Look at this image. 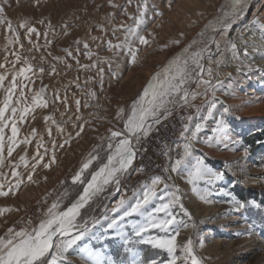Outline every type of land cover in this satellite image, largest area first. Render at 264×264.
<instances>
[{
  "label": "rangeland",
  "instance_id": "rangeland-1",
  "mask_svg": "<svg viewBox=\"0 0 264 264\" xmlns=\"http://www.w3.org/2000/svg\"><path fill=\"white\" fill-rule=\"evenodd\" d=\"M262 1L264 2L253 0L254 4L248 11L245 10L243 18L233 26L225 39H221V47L226 39L239 36L245 28L250 34L256 31L252 22L264 20L258 15L253 17V12L260 3L264 10ZM111 3L118 7H111L109 0H39L38 4L36 0H0V6L5 9L6 19L11 20L16 27L20 34V43L24 45L21 49L19 43L9 44V37L15 34L8 32L5 26H0V64L5 65L0 68V73L7 72L9 76V80L5 81V87L8 86L14 72L23 66L22 62L14 64L15 56L12 53L15 52L35 68L45 69L42 78L38 75L32 76L34 83L23 89L29 100L31 92L39 90L41 86L46 89L45 98H52L56 93L61 99L67 96L66 105L57 101L55 106L49 104L47 109H36L33 113L35 119L30 116L26 122L18 124L21 139L33 128L37 132V137L32 139V144L26 150L29 169L35 162L32 158L36 154L35 145L40 136H43L44 148H51L53 141L64 146L55 149V163H52L50 168L42 166L36 168L33 175L35 183L27 181L28 170L23 166L17 170L24 174L25 182L8 197H0V207L18 211L6 212L4 216H0V236L4 235L9 226L19 230L25 212L45 194L63 186L62 182L65 181L67 184L68 178L87 162L90 154L98 153V157L84 172L83 178L90 179L91 174L107 162L109 154L106 147L107 138L100 143H97L98 140L109 132V129L123 128L131 104L143 94L152 78L161 72L174 56L190 44L193 45L191 51L198 48L193 42L198 39L206 25L220 13L225 0H132L131 4L127 0H111ZM138 6L144 11V20L137 28L133 18L139 17ZM109 17L112 18V23L107 22L106 18ZM40 20H44L45 23H38ZM25 21L36 27L40 33L39 37L35 33L31 36L32 42L37 45L36 48L29 43L25 35L26 29L19 27ZM49 21L55 35L53 30L47 27ZM121 23L125 25L124 28H118ZM64 24L69 25L67 35L64 34ZM100 25L105 27L106 32L99 30ZM234 27L237 29L236 32ZM114 29L118 30L113 34ZM45 32H48L47 37L43 35ZM140 35L149 38L150 44L141 45L138 39ZM93 36L97 39L93 40ZM109 40L113 44L120 43L124 46L109 51L107 48ZM176 40L180 41L178 45L174 43ZM47 41H51V44L48 45ZM85 42L94 53L91 60L85 54L87 52L83 47ZM129 47L139 49L136 64L130 63ZM65 49L72 51L73 57L80 62L79 66L75 59L67 56ZM53 57H62L63 60H56ZM97 57L100 61L97 67L104 68L102 87L97 68L91 70L82 68L85 64L96 63ZM218 58L219 53L213 46V59ZM105 60L111 61V68L104 63ZM251 60L253 55L250 54L243 67L232 62L229 66L219 69L221 78L225 82L230 80L231 87L217 91V99L223 102V105L218 103L215 118L206 121L199 139L194 142V155L205 158L209 167L225 173L223 181H217L211 186L210 203L198 199L183 174L171 173L170 179L165 181L169 186L176 185L181 189L183 203L192 214L191 223L195 224V227L189 226L181 232L177 238L178 244L191 238L203 264H264V210L248 207L239 212L231 211V198L225 195L230 192L242 200L264 202V75L255 71L248 72L246 65L251 63ZM204 63L206 67L211 66L214 69L215 75L217 65L215 63L209 65L207 60ZM51 65L56 66L57 74L51 73ZM113 72L117 75H112ZM86 80L88 83H85ZM190 88L196 91L197 85L193 83ZM19 91L20 89H17L18 93ZM90 91L96 92L95 99L87 95ZM3 98L4 92L0 89V105ZM237 98L241 100L234 101ZM76 99L81 100L79 113L76 112ZM210 100L209 94L207 97L198 96L193 102L201 111L197 114L195 108H192L195 112L192 125L201 122V117H206ZM85 101L89 107H84ZM223 106L230 109V112L225 114L226 127L221 133L215 134L219 138L217 143L208 146L205 138L214 135L215 123L220 118ZM120 108H123L125 113L120 119H116L117 110ZM175 109L178 108L173 110ZM48 115L55 117L57 123L63 127V133L57 132L56 126L50 121L44 120ZM77 116L82 119H77ZM78 126L84 128L79 137L76 136ZM49 128L52 129L51 136L47 134ZM260 134L263 136L262 140H259ZM65 139H68L69 143L65 144ZM22 148L24 145L13 153L14 163L19 161V155H25V152L21 151ZM44 148L40 149L41 153ZM51 154L50 151L44 157L45 163L49 162ZM134 166L133 162L129 172L121 177L120 189L132 175ZM2 171L14 184L11 169L5 167ZM201 187L207 185L202 184ZM120 189L117 191L114 184L106 185L104 191L82 210L84 218L93 216L99 219L100 223L96 227L89 224V231L84 234L83 239L69 250L68 261L65 264H85L80 255V250L85 247L99 252L102 264H133L134 259H143L145 264L152 259H156L158 264H167L168 254L165 250L135 242L139 238L134 236L131 222H139L140 217L134 215L126 218L129 223L125 231L133 240V244L128 247L135 249L136 256L127 252L123 241L114 238V233L107 230L110 220L120 215L111 211L122 197ZM82 190L81 184H72L68 187L60 199L61 210H66L78 199ZM140 191L125 200L133 202ZM162 194H165L163 185L158 188V195ZM161 202L159 199L154 200L147 207L154 210ZM177 214L187 220V217ZM43 216L44 214L34 220L32 226L38 225ZM105 216L108 219H105ZM145 235L164 234L159 230H152ZM219 239L220 242L217 243Z\"/></svg>",
  "mask_w": 264,
  "mask_h": 264
},
{
  "label": "snow or ice",
  "instance_id": "snow-or-ice-1",
  "mask_svg": "<svg viewBox=\"0 0 264 264\" xmlns=\"http://www.w3.org/2000/svg\"><path fill=\"white\" fill-rule=\"evenodd\" d=\"M36 2L38 4L39 0H36ZM109 2L111 7H118V5L111 3V0ZM127 2L131 4L132 0H127ZM248 6L249 0H225L224 5L221 6L220 13L206 25L204 31L199 34L198 39L193 42L198 45V48L195 51H191L193 45L190 44L181 53L174 56L162 71L152 78L144 89L143 94L131 104L129 112L124 119L123 128L120 130L109 129L110 135L107 137L106 145L109 150L107 162L102 167H99L97 171H94L90 179L83 178L84 172L90 167L92 161L98 157V153L90 154L87 162L83 163L79 172L73 176V184L83 185L82 193L79 194L78 199L71 203L66 210H61V200L52 203L36 226H32L31 221H29L20 230H15L11 226L6 228L4 235L0 236V264H65L68 261L67 254L69 250L73 249L77 242L83 239L84 234L89 231V224H91V227H96L100 223V220L93 216H89L87 219L84 218L82 210L86 209L90 202L104 191L106 185L114 184L117 191L120 189L121 177L129 172L138 154L139 145L152 132L153 126L160 124L162 120H166L172 114L174 108H195L196 113L199 114L201 109L193 102L198 96L207 97L209 94L211 95V100L207 105L206 117H201V122L194 125H192L193 116L189 115L186 117L187 122L184 124L181 133L184 141L182 144V155L175 159L174 162H171L170 168L166 169V171L185 175L187 183L192 186V191L198 199L204 203H210L209 197L212 195L210 188L215 182L223 181L225 173L214 170L209 167L205 158L194 155V142L199 139V134L205 128L206 121L215 118L218 103L223 105V102L217 99V91L231 87V81L225 82L221 78L219 69L229 66L232 62H236L243 67L244 61L252 52L259 54L261 61L264 62V22L258 20L252 22L256 27V31L249 38L251 42L245 40L240 34L235 38L226 39L223 47H221V39H225L233 26L243 18ZM144 8H146V5H144ZM138 12L139 17L133 18L137 28L144 20V11L141 10L140 6H138ZM106 19L108 23H112L111 17ZM38 23L44 24L45 21L40 20ZM0 26H5L8 32L15 34L9 37V44L19 43L20 48L23 49L24 45L20 43V34L17 32L16 27L13 26L11 20L6 19L5 9L2 6H0ZM19 27L26 29L25 35L28 37L29 43L32 44L33 48H36L37 45L31 40L33 33L37 37L40 36L36 27L27 21L21 23ZM47 27L49 30H53L50 21L47 23ZM68 27L69 25L67 24L63 25L65 35L68 34ZM124 27L123 23L118 26V28ZM99 30L106 32L103 25L99 26ZM116 30L118 29L113 30V34ZM128 30L131 31V29ZM217 34H219V38H217ZM43 35L47 37L48 32ZM53 35H55L54 30ZM92 39L96 40L97 37L93 36ZM138 39L141 45H149L151 42L149 38L143 35H140ZM237 40L244 45L243 49L238 48ZM174 43L178 45L180 41L176 40ZM47 44L50 45L51 41H47ZM77 44H79V41H77ZM123 46L120 43L113 44L112 41H107L109 51L122 48ZM213 46H215L216 52L219 53L218 59H213ZM83 47L87 50L85 54L88 59L91 60L94 53L89 49L88 43L85 42ZM64 51L67 56L75 59L79 66L80 62L76 57H73L72 51L68 49ZM77 51H79V48H77ZM138 51L139 49L134 50L129 47L130 63H137ZM12 54L15 56L14 64L22 62L23 66L14 72L7 87H5V81L9 80L8 73H0V89H3L4 92L2 105H0V197H8L10 193H14L25 182L24 174L17 171L21 166L28 170L27 181L35 183L33 175L36 168L38 166L50 168L51 164L55 163V149L64 146L63 144L57 145L53 141L51 148H44V139L43 136H40L38 143L35 145L36 154L32 158L35 162L31 164L29 169L26 150L32 144V139L37 137V132L33 128L28 135L21 139L18 124L26 122L30 116L35 119L33 113L36 109H47L49 104L55 106L57 101L66 105L67 96L65 95L61 99L59 94L56 93L52 98H45L46 89L41 86L39 90L31 92L29 100L23 89L29 88L34 83L32 76L38 75L42 78L45 74V69L43 67L35 68L28 60H23L18 53L13 52ZM53 59L63 60L62 57H53ZM5 60L7 61L6 57ZM205 60L209 62V65L212 63L217 65L215 75L211 66H205ZM99 62V57H97L96 63L85 64L82 68L84 70L97 68V75L100 76L102 87L104 68L97 67ZM104 63H107L109 68H111V61L105 60ZM3 67L5 65L0 64V68ZM50 67L51 73L57 74L56 66L51 65ZM67 67L70 68L71 65H67ZM246 67L249 73L255 71L264 75V63L261 66L248 63ZM112 75L115 76L117 73L113 72ZM228 75L230 76L231 74L229 73ZM25 81L28 83H24ZM85 83H88V81L86 80ZM193 83L197 85L196 91L190 88ZM77 87H79V84H77ZM17 89H20L19 93ZM87 95L91 99L96 98V92L94 91L88 92ZM89 106L88 102L85 101L84 107ZM75 107L76 112L79 113L81 100H75ZM229 112L230 109L227 106L222 107L220 118L215 123L214 135L205 138V143L208 146H212L213 143H217L219 140L215 134L221 133L225 129V114ZM124 113L125 110L123 108L118 109L115 118L120 119ZM77 119L82 118L77 116ZM44 120L46 122L50 121L51 124L56 126L57 132L63 133V127L57 123L53 115L45 116ZM83 131L84 128L78 126L76 136L79 137ZM9 132L10 134H8ZM47 134L51 136V128L48 129ZM64 143H69V140L65 139ZM21 145H24L21 151L25 152V155L18 154L19 161L14 163L12 161L13 153L18 148H21ZM41 148H44L43 153L40 152ZM50 151L52 153L50 160L45 163L44 157ZM167 154V152L164 153V155ZM245 155H247V149H245ZM5 167L11 169V176L15 180L14 184L2 171ZM202 184L207 185V187H201ZM161 185L165 189V194L158 195V188ZM225 195L231 198V211L239 212L248 207L264 210V202L242 200L230 192L225 193ZM157 199L162 201L159 206L155 207L154 210L148 209L147 206ZM12 211H18V209L0 207V216ZM111 211L120 213V215L118 218L114 217L110 220L107 224V230L114 233V238H119L123 241L127 252L132 253L134 256L137 255L133 247H128L133 244V240L125 231L129 223L126 218L135 215L141 218L139 222H131L132 232L135 237L139 238L135 241L136 243L165 250L168 254L167 264H203L202 259L194 249L191 238L178 244L177 238L181 235V232L189 226L195 227V224L191 223L192 214L185 207L183 194L178 186H169L164 179L157 176L151 179L149 183L143 185L142 190L137 194V198L133 202L129 203L121 197ZM177 213L187 217V220ZM105 219H108V217L105 216ZM152 230H159L164 235H145L151 233ZM80 255L84 259L85 264H102L101 254L92 248H83L80 250ZM133 264H145V261L143 259H134ZM147 264H158V262L156 259H152Z\"/></svg>",
  "mask_w": 264,
  "mask_h": 264
},
{
  "label": "built area",
  "instance_id": "built-area-1",
  "mask_svg": "<svg viewBox=\"0 0 264 264\" xmlns=\"http://www.w3.org/2000/svg\"><path fill=\"white\" fill-rule=\"evenodd\" d=\"M192 108H178L172 111V114L166 119L162 120L160 124L154 125L152 132L142 140L139 145L138 154H144V170L145 172H153L161 175V178L164 180H169V166H171V162H174L175 159L179 158L182 155L183 148L178 147L175 149H168L169 138H175V135H181L183 131L184 124L187 122L186 117L189 115L193 116ZM193 123V121H192ZM110 135V132H107L104 135V138L99 142H102ZM167 152V155L164 153ZM137 161V156L134 160V163ZM80 167L76 169L73 174L68 178V183H65V188L59 189V197L57 200H60L62 195L68 189V187L72 186V178L78 173ZM142 176L138 179H131V176L128 178L127 182L121 187L120 191H122V197L124 199L128 198L131 193V184L132 183H140L144 184ZM42 211V210H40ZM32 216L26 218V222L31 221V224L36 221V212H31ZM43 213H39L38 218ZM35 220V221H34ZM33 221V222H32Z\"/></svg>",
  "mask_w": 264,
  "mask_h": 264
},
{
  "label": "bare ground",
  "instance_id": "bare-ground-1",
  "mask_svg": "<svg viewBox=\"0 0 264 264\" xmlns=\"http://www.w3.org/2000/svg\"><path fill=\"white\" fill-rule=\"evenodd\" d=\"M252 4H254L253 0H249V6L246 8V11H248L251 8ZM260 4L257 7L254 5L256 8L253 12L254 13L253 17L255 15H258L261 18V20L262 19L264 20V10H263V6ZM236 31H237V29L234 27V32H236ZM240 34H242V36L245 40H249V38L252 37V35H253V34H250V31H248L247 28H245V30H243ZM249 42H251V41L249 40ZM237 43H238V47L240 49H243L244 45L242 43H240L239 40H237ZM251 55H253V60H251L250 62L253 65L261 66L262 63H264L261 61V57L259 56V54L252 52ZM238 98L235 99L234 101L238 102L239 100H241ZM194 120H195V112L193 111V122H194ZM103 138H104V136H102L98 140L97 143H100L99 141L102 140ZM183 142L184 141H183L182 135H175V138H169L168 149H175L178 147H182ZM169 168H170V166H169ZM141 169H142V171H141ZM143 170H144V154H137V161L135 163L134 170H133V173L131 175V179H138L139 177H141ZM170 174L171 173L169 172V177H170ZM157 176L161 177V175H158V173H153V172L143 173L144 184H146L148 181H150L151 179H153ZM164 181H167V180H164ZM62 183L64 184L63 186H59L54 191H52L51 193L45 194L42 198H40L38 201H36V203L34 205H32V207H30L27 212H25L24 220H21L22 224L19 227V230L27 224L26 218L29 216L30 217L32 216L31 212H36L35 218L37 219L39 216V213L44 214L45 211H47V209L51 206L52 203L57 202L56 200H57V197H59V189L65 188V181ZM144 184H141V186H140V183H132L131 184V193L129 194L128 197L134 196L138 191H140L142 189ZM40 210H42V211H40ZM40 217H42V215ZM219 242H220V239L217 240V243H219Z\"/></svg>",
  "mask_w": 264,
  "mask_h": 264
},
{
  "label": "trees",
  "instance_id": "trees-1",
  "mask_svg": "<svg viewBox=\"0 0 264 264\" xmlns=\"http://www.w3.org/2000/svg\"><path fill=\"white\" fill-rule=\"evenodd\" d=\"M258 137H259V140H262V138H263V136L261 134L258 135Z\"/></svg>",
  "mask_w": 264,
  "mask_h": 264
},
{
  "label": "crops",
  "instance_id": "crops-1",
  "mask_svg": "<svg viewBox=\"0 0 264 264\" xmlns=\"http://www.w3.org/2000/svg\"><path fill=\"white\" fill-rule=\"evenodd\" d=\"M105 248H107V246H105ZM105 248H104V249H105ZM107 252H108V251H106V253H107ZM111 260H112V256H111Z\"/></svg>",
  "mask_w": 264,
  "mask_h": 264
}]
</instances>
